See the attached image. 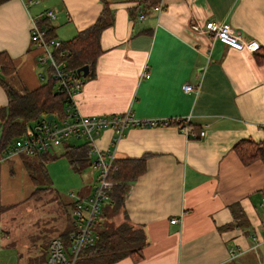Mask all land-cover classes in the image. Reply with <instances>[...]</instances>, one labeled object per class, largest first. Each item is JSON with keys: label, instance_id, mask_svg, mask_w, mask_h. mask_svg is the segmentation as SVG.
Returning a JSON list of instances; mask_svg holds the SVG:
<instances>
[{"label": "crops", "instance_id": "obj_1", "mask_svg": "<svg viewBox=\"0 0 264 264\" xmlns=\"http://www.w3.org/2000/svg\"><path fill=\"white\" fill-rule=\"evenodd\" d=\"M150 1L105 0L113 24L99 35L94 77L81 82L70 107L85 117L188 119L196 134L204 135L187 137L170 125L129 124L113 147V132L100 131L97 149H114L116 160L144 159L145 168L129 184L123 213L115 217L125 216L144 230L142 258L114 264H264V161L243 164L233 151L241 139H264V60L255 57L264 56V0H163L160 13ZM102 9L101 0H0V52L12 60L23 85L36 89L48 74L42 51L29 40L30 20L51 28L53 38L63 42L91 26ZM49 10L53 19L46 16ZM206 21L228 23L258 49L237 51L211 40L202 29ZM184 84L198 91L185 93ZM7 102L0 86V109ZM81 138L68 137L41 153L50 156L59 147L64 153L85 144L83 138L77 141ZM35 156L2 162L0 177L17 167L27 174L24 160ZM86 166L69 163L67 169L77 177ZM96 177L63 200L73 204L90 196ZM30 184L23 199L34 190ZM236 203L248 226L221 230L232 223L228 206ZM173 218L179 222L170 223Z\"/></svg>", "mask_w": 264, "mask_h": 264}, {"label": "trees", "instance_id": "obj_2", "mask_svg": "<svg viewBox=\"0 0 264 264\" xmlns=\"http://www.w3.org/2000/svg\"><path fill=\"white\" fill-rule=\"evenodd\" d=\"M103 9L96 21L77 33L72 39L63 41L59 51L63 54V60L75 79L86 81L94 77L95 64L100 54L99 35L107 27L113 24V13L106 6L105 0H101ZM158 0L148 2L149 7H154ZM46 35L52 36V29L47 28ZM256 52V51H255ZM254 52V53H255ZM258 63L264 60V56L255 54ZM87 66L88 74L81 79L76 74V69ZM0 86L7 95V105L0 109V151L8 150L15 139L21 137L25 128L35 126L39 120L53 115L52 121L62 120L66 117L65 110L71 108L70 101L66 95L59 92L55 82L47 71L48 78L44 84L36 89L29 90L16 76V69L9 58L0 52ZM177 125L180 130L190 129L196 138L197 129L190 122L179 121L170 123ZM233 151L243 164H249L255 160L264 161V139L253 141L246 138L241 139L233 145ZM62 156L76 169L80 164L89 163L87 147L85 144L78 147H69ZM36 158L24 161L27 175L34 187L33 192L25 199L2 206L0 213L5 220L7 216V227L1 230L0 239L4 241L9 238L8 246L16 247L12 225L15 221L20 223L25 230L30 225L51 224L52 237L66 240L73 229L72 203H66L63 198L52 188V183L45 169V163L53 159L47 153H38ZM90 165V163H89ZM76 166V167H75ZM144 159H117L109 173V180L114 186L108 195V200L100 208L98 217L94 223V242L81 250L75 264H114L124 258L139 261L142 258V249L146 245V237L141 226L129 223L125 216L119 222L113 219L122 215V207L125 194L129 184L144 172ZM37 204L43 210L37 212ZM233 217L232 223L221 227V230L247 227L245 214L239 204L228 206ZM24 211V216L17 220L15 217ZM44 213L46 219L43 221L27 222L37 215ZM103 222H98V220ZM40 224H39V223ZM28 233L24 234L27 236ZM28 238V239H27ZM26 253L18 251L20 264H45L47 255V244L39 242L38 238L27 236Z\"/></svg>", "mask_w": 264, "mask_h": 264}, {"label": "built area", "instance_id": "obj_3", "mask_svg": "<svg viewBox=\"0 0 264 264\" xmlns=\"http://www.w3.org/2000/svg\"><path fill=\"white\" fill-rule=\"evenodd\" d=\"M162 2L163 0H159L153 7L155 13H160L162 10ZM46 16L48 19H53L54 13L49 10L46 12ZM138 18L141 19L142 16ZM202 29L211 40H217L237 51L253 52L258 47L255 41L246 42L240 39L226 22L206 21ZM29 40L42 51L41 63L49 71L58 91L64 93L71 102L73 96L80 91L82 83L73 77L63 60V54L59 51L62 41L48 37L44 27L34 20H30ZM142 76L148 78L147 73H143ZM181 89L185 93H196L198 91L197 86L189 84L182 85ZM65 113L66 117L62 120L48 121L43 118L39 120L35 127H26L23 135L15 139L8 150L0 151L1 164L13 156H31L46 152L52 147L59 146L64 139L77 136L85 140L90 166L97 170L96 183L91 195L86 198H75L74 200L71 211L73 218L72 231L66 240L55 237L49 241L45 264H75L81 250L94 242V223L100 208L108 200V195L114 186V182L109 180V173L116 160L114 149L101 151L95 147L94 141L101 130L109 129L113 132L112 144L114 147L129 124L169 126L170 123L179 121L188 122V119H151L139 122L132 119L128 114L120 117L95 115L85 117L71 108L66 109ZM174 126L178 127L177 125ZM180 131L187 137L195 136V133H192L188 128ZM197 135L202 137L204 132L199 131ZM70 196L73 197V193H70ZM178 222L179 219L176 218L170 220V223Z\"/></svg>", "mask_w": 264, "mask_h": 264}, {"label": "rangeland", "instance_id": "obj_4", "mask_svg": "<svg viewBox=\"0 0 264 264\" xmlns=\"http://www.w3.org/2000/svg\"><path fill=\"white\" fill-rule=\"evenodd\" d=\"M56 120H58V117H56ZM82 140L83 139L81 138L77 141L81 142ZM62 154V147L54 149V153L52 152L50 154L53 159L49 160L46 163V170L52 183V188L55 189L62 198H64L63 195H68L71 192L77 194L76 192L80 191L81 189H84L85 186H88L89 179L95 178L97 176V170L92 169V167L89 165L86 166L85 169L80 172V175H76L78 178L74 177L70 172H68L67 166L69 164V161L67 158H63L61 156ZM30 188L32 187L29 178L27 177V174H24L23 171L20 170L18 167L15 169H11L10 172L6 173V176L0 177V208L2 206H9L11 204H14L15 202L22 200L25 196L29 194L31 190ZM42 210L43 208L39 204H37V212L41 213ZM24 214V211H22L20 215L18 214L15 218L19 220L24 216ZM44 215V213H42L41 216L37 215L36 217L31 218L27 222L30 224L34 221H43L46 219V216ZM120 216L121 214L118 215V218ZM5 220H7V216H5ZM5 220L0 213L1 230H4V228L7 227V223L5 222ZM121 220L122 218L119 220L117 218H114L113 222L115 223ZM22 221L23 219L20 221H15L16 223L12 225V229L14 232L13 239L16 244V247L8 246L9 238H5L4 241L0 239V264H20L18 259V251L22 252L23 254L26 253L28 245V235H30L31 238L33 236L36 239L38 238L40 244L45 243L48 247V243L52 238V234L54 233L51 228V224L30 225L27 230H25L20 225ZM98 222L103 221L99 219ZM26 232L28 233V235L24 236ZM259 253L260 252H257V254ZM261 254L262 252L259 255ZM254 259V256L250 257V260ZM230 264L237 263L233 260ZM238 264L244 263L239 261Z\"/></svg>", "mask_w": 264, "mask_h": 264}, {"label": "water", "instance_id": "obj_5", "mask_svg": "<svg viewBox=\"0 0 264 264\" xmlns=\"http://www.w3.org/2000/svg\"><path fill=\"white\" fill-rule=\"evenodd\" d=\"M76 74L82 78H85L88 74V67L87 66H82L78 69H76ZM48 121H51L53 119V115H49L46 117Z\"/></svg>", "mask_w": 264, "mask_h": 264}, {"label": "bare ground", "instance_id": "obj_6", "mask_svg": "<svg viewBox=\"0 0 264 264\" xmlns=\"http://www.w3.org/2000/svg\"><path fill=\"white\" fill-rule=\"evenodd\" d=\"M220 23H221V22H220ZM230 27H231V26H230ZM232 30H233V29H232ZM257 49H258V47L256 48V50H257ZM256 50H254L253 53H254Z\"/></svg>", "mask_w": 264, "mask_h": 264}]
</instances>
